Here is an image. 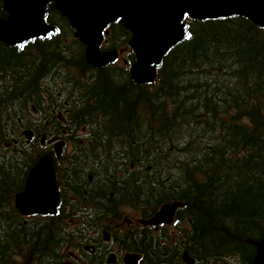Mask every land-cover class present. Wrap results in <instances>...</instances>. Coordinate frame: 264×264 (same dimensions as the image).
<instances>
[{
	"label": "trees",
	"instance_id": "1",
	"mask_svg": "<svg viewBox=\"0 0 264 264\" xmlns=\"http://www.w3.org/2000/svg\"><path fill=\"white\" fill-rule=\"evenodd\" d=\"M46 11L55 35L21 49L0 42V264L31 250L49 260L56 230L47 225L65 224L56 215L25 225L12 202L40 151L21 143L5 149L19 126L36 130L30 103L43 130L45 121L55 132L87 127L86 142H76L70 156L73 175L64 179L72 199L63 193L83 210L84 226L97 215L107 225L122 206L150 211L179 200L176 217L192 228L185 233L198 262L251 264L253 244L264 237V29L242 16L191 20L156 80L136 84L124 67L88 64L67 20L52 4ZM128 37L121 23L111 24L109 42ZM57 107L67 127L55 119ZM128 237L136 241L133 231L118 239ZM135 244L157 261L161 247L150 246L151 254Z\"/></svg>",
	"mask_w": 264,
	"mask_h": 264
},
{
	"label": "water",
	"instance_id": "2",
	"mask_svg": "<svg viewBox=\"0 0 264 264\" xmlns=\"http://www.w3.org/2000/svg\"><path fill=\"white\" fill-rule=\"evenodd\" d=\"M54 1L60 13L76 28L75 36L86 44L90 63L102 65L116 58L117 52L100 51L102 30L121 17L125 28L132 32L129 44L136 54L130 67L131 79L142 83L155 75V66L165 52L185 37L181 19L185 13L192 18L243 15L264 25V0H4L6 19L0 18V41L19 46L32 36L54 32L45 24V3ZM107 33V30L104 31ZM30 137L31 132H25ZM58 203L51 157L40 158L27 179L26 189L17 195L16 204L23 213L54 211ZM176 204H166L148 223L166 221ZM256 260L264 264V239ZM128 262V258H126Z\"/></svg>",
	"mask_w": 264,
	"mask_h": 264
},
{
	"label": "flooded vegetation",
	"instance_id": "3",
	"mask_svg": "<svg viewBox=\"0 0 264 264\" xmlns=\"http://www.w3.org/2000/svg\"><path fill=\"white\" fill-rule=\"evenodd\" d=\"M67 164V162H59V165L62 166ZM50 231L53 229L56 230V233L51 240L53 246L49 247L51 253H48L49 260L41 259L35 252L30 251L29 258L19 264H124L122 261L123 247L120 242H110L103 241L100 239L99 235V226H87L88 230V240H82L79 235H72L77 237V240H72L70 242L61 241V231L66 230L68 226L62 225H47ZM45 225L34 226L35 229H43ZM143 243L145 251H149L151 254H154V250L150 249L151 245H158L157 241H148L147 239L128 241V249L134 246L142 255L138 264H149L151 258L140 250L138 245L135 243ZM161 244H164L161 242ZM175 248L168 250H158L157 253L160 255L157 258V264H186L182 261V247L187 245L186 241H175L171 243ZM28 245H32V241ZM188 250L190 255L194 257V252L189 248ZM47 255V256H48ZM154 260V258H152ZM193 264H197L194 262ZM252 264V260H251Z\"/></svg>",
	"mask_w": 264,
	"mask_h": 264
},
{
	"label": "snow or ice",
	"instance_id": "4",
	"mask_svg": "<svg viewBox=\"0 0 264 264\" xmlns=\"http://www.w3.org/2000/svg\"><path fill=\"white\" fill-rule=\"evenodd\" d=\"M186 15V14H185ZM21 47H23V45H21Z\"/></svg>",
	"mask_w": 264,
	"mask_h": 264
},
{
	"label": "rangeland",
	"instance_id": "5",
	"mask_svg": "<svg viewBox=\"0 0 264 264\" xmlns=\"http://www.w3.org/2000/svg\"><path fill=\"white\" fill-rule=\"evenodd\" d=\"M120 61H122V59Z\"/></svg>",
	"mask_w": 264,
	"mask_h": 264
}]
</instances>
